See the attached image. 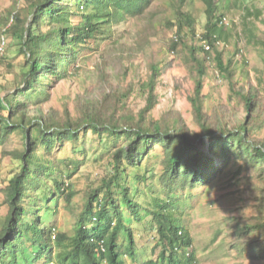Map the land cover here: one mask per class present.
Wrapping results in <instances>:
<instances>
[{"label":"trees","instance_id":"16d2710c","mask_svg":"<svg viewBox=\"0 0 264 264\" xmlns=\"http://www.w3.org/2000/svg\"><path fill=\"white\" fill-rule=\"evenodd\" d=\"M156 1L24 0L18 7L16 0L0 16V37L10 39L0 59V147L16 133L24 141L20 150L7 153L19 166L1 190L7 211L0 223V264H197L193 236L182 224L181 210L188 208L184 203L191 195L180 198L179 193H189L220 173L214 157L223 166L238 162L248 177L264 181V89L246 81L236 85L235 62L231 55L224 60L222 47L230 43L234 32L235 53L241 52L238 44L244 41L264 62V38L250 21L258 20L261 11H250L247 0H221L227 9L236 7L242 15L237 22L240 31L233 26L226 30L222 5L202 0L205 23L203 31L196 33L197 18L186 11L190 0L161 5ZM134 20L142 22L143 42L156 37L158 27L173 36L161 39L164 57L152 56L145 78L125 87L84 89L74 100L75 114L66 107L61 117L43 115L40 106L48 102L53 85L79 78L85 71L92 74L83 56L91 45L111 41L117 49L127 46L119 41L114 27ZM12 49L22 55L18 67L10 62ZM183 54L193 85L187 100L195 129L176 111L160 119L152 115L161 65L169 56ZM112 56L118 54L107 48L100 54L96 63L100 83L109 76ZM126 61L127 65L122 64L125 75L130 68V59ZM208 72L216 82L226 80L229 91L227 102L212 113L206 109L204 91ZM129 99H138L143 106L134 111ZM87 135L99 144L108 142L111 150L107 170L95 175L97 185H88L73 233L68 235L48 219L44 221L47 214L55 213L61 199L67 202L74 195L67 175L71 165L63 163L61 168L53 150L58 143L78 142ZM204 145L207 152L200 148ZM156 159L159 162L150 164ZM157 163L156 177L149 166ZM153 178L161 184L163 196L146 199L143 195L152 193ZM247 189L256 201V213L236 220L232 246L237 254L249 256L252 264H260L264 259V183ZM143 232L153 242L148 261L137 251Z\"/></svg>","mask_w":264,"mask_h":264},{"label":"rangeland","instance_id":"374dc122","mask_svg":"<svg viewBox=\"0 0 264 264\" xmlns=\"http://www.w3.org/2000/svg\"><path fill=\"white\" fill-rule=\"evenodd\" d=\"M23 1L17 0L18 7L23 5ZM217 1L222 5L221 11L225 14V29L228 30L233 26L234 31H240V27L237 24L242 16L240 11L232 6H228L227 9L221 0ZM15 2L16 0H0V16ZM165 2H168V0H157L156 4L161 5ZM246 3H248L250 11H261L258 20L255 21L251 18L250 21L257 28L256 34L264 38V0H247ZM186 11L191 12L197 18L196 33L202 32L205 23L202 0H190ZM141 23V21L134 20L114 27V33L119 41L126 43L127 46L117 49L111 41L110 44L108 42L106 44L105 41H99L97 46L91 45V50H87L83 56L89 60L85 68L89 69L92 74L85 71L82 75L80 74L79 78H73L68 81L63 80L57 85H53V88L49 90L48 102L40 106L41 113L43 115L47 114V116L58 115L61 117L67 107L71 114H75L74 100L76 96L84 94V89H91L96 86L104 88L108 86L125 87L132 82L144 79L147 62L151 61L152 56L158 59L164 57L161 52L164 47L161 39L171 36L172 33H164V30L158 27V35L149 37L147 42H143ZM231 33L230 43L222 46L225 48L223 50V58L227 60L228 56L231 55L233 57L236 66H234L236 85L249 82L258 88L264 89V62L244 41H240L238 44L241 52L235 53L233 44L235 35L234 32ZM6 39L7 46H9L10 39L7 36ZM105 48L110 50L111 54L115 53L118 56H112L109 59L107 65V74L109 76L106 79H101L100 83L96 63ZM16 52L15 49L10 51V55L13 56L10 62L15 67H18L22 61V55ZM126 57L130 59V68L125 75L122 70V64L127 65ZM246 60L247 65L244 64ZM185 61L186 56L184 54L178 57L171 55L161 65L160 83L156 85L158 102L152 111V115L154 118L160 119L166 113L176 111L191 129H195L191 118L190 104L187 100L188 96L192 94L193 85L184 66ZM208 74L204 91L208 95L206 109L212 113L218 104L227 102L229 91L226 80H218L216 82L212 73L208 72ZM6 78L10 80L11 76ZM0 83H3V80ZM129 103L134 111L143 106V103L138 99L132 102L129 99ZM32 110L35 111L34 109ZM262 135L264 136V131ZM8 140L7 144L0 147V223L7 211L1 190L5 186L6 180L17 171L19 166V163L7 153L20 150L24 143L22 135L19 133L12 135ZM200 148L207 152L206 145L200 146ZM110 150L108 142L99 144L96 138L91 135L80 137L78 142L63 141L61 144H56L53 150V157L55 161L61 163V168L64 167L63 163L71 165H69V170L67 168V175L70 177L69 183L73 187L74 195L67 202L61 199L55 207V213L47 214L44 221L48 219V222L56 225L60 232H65L68 235L73 233L75 215L82 207L86 189L92 182L97 185L98 181L95 180V175H102L107 170L106 162ZM155 151L161 153L160 148ZM213 160L215 166L221 169L220 173L213 175L211 181L207 184L191 189L189 193L186 191L179 193L180 198H186L191 195L189 200L184 203L188 208L181 210L182 224L190 230L193 236L197 264H252V259L249 256L237 254L232 246L236 241L233 233L234 224L238 218L243 219L256 213V201L252 198L247 188L256 183L261 185L264 181L255 179V177H248L247 172L243 168H239L238 162L233 161L229 165L223 166L219 158L214 157ZM73 162L78 165L76 169L73 167ZM156 162H159V160L150 161V164ZM154 165L152 167L149 166V169L152 168L154 175L157 177L160 165L159 163ZM151 185L153 186L152 193L147 191L143 197H146V199L153 195L162 197L163 193L159 189L161 184L155 178L152 179ZM133 227L136 226L133 225ZM148 237L143 232L142 238L137 242L138 254L142 256L141 259H146L147 261L152 259L151 250L153 248V242ZM120 242L124 243V238H121ZM128 264L130 263L128 262ZM260 264H264V259L261 260Z\"/></svg>","mask_w":264,"mask_h":264},{"label":"built area","instance_id":"2783aa9c","mask_svg":"<svg viewBox=\"0 0 264 264\" xmlns=\"http://www.w3.org/2000/svg\"><path fill=\"white\" fill-rule=\"evenodd\" d=\"M224 22H225V20H224ZM6 46H7V39H6L5 36H1L0 37V59L3 56L4 52H5ZM204 48L207 51L209 50V47L208 46H205Z\"/></svg>","mask_w":264,"mask_h":264}]
</instances>
